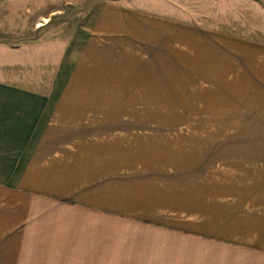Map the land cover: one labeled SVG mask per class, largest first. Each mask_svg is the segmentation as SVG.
I'll return each mask as SVG.
<instances>
[{
    "label": "crops",
    "instance_id": "0c3cea01",
    "mask_svg": "<svg viewBox=\"0 0 264 264\" xmlns=\"http://www.w3.org/2000/svg\"><path fill=\"white\" fill-rule=\"evenodd\" d=\"M136 17L0 81V264H264V40Z\"/></svg>",
    "mask_w": 264,
    "mask_h": 264
},
{
    "label": "rangeland",
    "instance_id": "374dc122",
    "mask_svg": "<svg viewBox=\"0 0 264 264\" xmlns=\"http://www.w3.org/2000/svg\"><path fill=\"white\" fill-rule=\"evenodd\" d=\"M116 7L144 21L191 23L264 40V0H0V81L45 85L68 40L81 34L74 24Z\"/></svg>",
    "mask_w": 264,
    "mask_h": 264
}]
</instances>
